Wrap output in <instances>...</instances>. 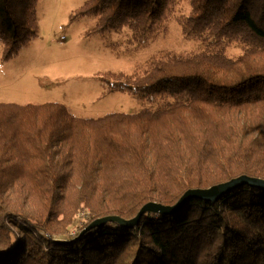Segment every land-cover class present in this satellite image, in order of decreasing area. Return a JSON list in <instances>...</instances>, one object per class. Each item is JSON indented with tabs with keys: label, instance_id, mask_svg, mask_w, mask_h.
Here are the masks:
<instances>
[{
	"label": "trees",
	"instance_id": "1",
	"mask_svg": "<svg viewBox=\"0 0 264 264\" xmlns=\"http://www.w3.org/2000/svg\"><path fill=\"white\" fill-rule=\"evenodd\" d=\"M182 1L86 0L73 18L95 15L89 33L125 29L142 48ZM38 2L0 0L3 60L37 37ZM189 2L182 33L205 51L100 74L104 93L161 97L157 108L83 118L59 102H0V264H264V189L249 184L75 239L100 217L131 219L149 202L174 205L241 175L264 179V0Z\"/></svg>",
	"mask_w": 264,
	"mask_h": 264
},
{
	"label": "rangeland",
	"instance_id": "2",
	"mask_svg": "<svg viewBox=\"0 0 264 264\" xmlns=\"http://www.w3.org/2000/svg\"><path fill=\"white\" fill-rule=\"evenodd\" d=\"M85 1L39 0L37 37L7 61L2 59L3 44L0 43V102H59L65 104L72 115L83 118L157 108L161 97L104 93L100 74L107 71L131 74L137 69L142 71L154 59L167 58L172 52L206 50L205 43L182 33L180 22L190 10L189 0L182 1L156 39L142 48L125 29L89 33L97 16L73 18L75 10ZM62 35L65 39L60 42ZM241 51L240 45H233L226 53L235 57ZM89 216L88 209L81 210L77 226H84Z\"/></svg>",
	"mask_w": 264,
	"mask_h": 264
},
{
	"label": "water",
	"instance_id": "3",
	"mask_svg": "<svg viewBox=\"0 0 264 264\" xmlns=\"http://www.w3.org/2000/svg\"><path fill=\"white\" fill-rule=\"evenodd\" d=\"M249 184L252 186H257L264 189V179L258 177H251L248 175H241L236 178H233L229 181L222 182L207 188H193L187 190L181 198L174 205H163L158 202H149L142 206L138 214L131 219H125L119 215H107L104 217H100L92 221L86 228L81 230L78 236L75 237L77 239L84 232L94 228L103 226L109 222H116L126 227H134L137 225L143 215L145 213H158V214H170L178 211L182 208L187 202H189L192 198H201L207 201L215 202L219 200L223 195L232 192L236 188ZM63 241V240H58Z\"/></svg>",
	"mask_w": 264,
	"mask_h": 264
},
{
	"label": "built area",
	"instance_id": "4",
	"mask_svg": "<svg viewBox=\"0 0 264 264\" xmlns=\"http://www.w3.org/2000/svg\"><path fill=\"white\" fill-rule=\"evenodd\" d=\"M65 39V36L64 35H62L61 37H60V42H62L63 40Z\"/></svg>",
	"mask_w": 264,
	"mask_h": 264
}]
</instances>
